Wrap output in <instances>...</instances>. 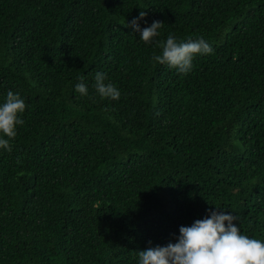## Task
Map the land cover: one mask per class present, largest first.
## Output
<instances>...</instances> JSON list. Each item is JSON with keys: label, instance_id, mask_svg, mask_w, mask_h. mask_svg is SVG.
<instances>
[{"label": "trees", "instance_id": "obj_1", "mask_svg": "<svg viewBox=\"0 0 264 264\" xmlns=\"http://www.w3.org/2000/svg\"><path fill=\"white\" fill-rule=\"evenodd\" d=\"M141 11L150 43L125 25ZM169 35L213 51L179 73L153 60ZM10 90L0 264H139L210 210L264 240V0H0V105Z\"/></svg>", "mask_w": 264, "mask_h": 264}, {"label": "clouds", "instance_id": "obj_2", "mask_svg": "<svg viewBox=\"0 0 264 264\" xmlns=\"http://www.w3.org/2000/svg\"><path fill=\"white\" fill-rule=\"evenodd\" d=\"M147 15L141 11L139 17L133 19L131 26L140 33V38L150 43L158 35L162 27L161 21H154L151 26L140 28L138 21ZM161 55H154L153 60L167 64L179 73L187 74L192 69L193 57L197 54H210L213 49L203 37L198 40L177 42L169 35L166 42H160ZM106 76L97 72L94 88L103 98L119 100L120 91L112 83L105 84ZM76 91L88 95L84 83L76 85ZM26 105L19 94L8 91L5 102L0 105V148L12 151L11 140L17 135V125H23L20 118ZM220 207L217 206V209ZM210 217L196 220L191 226H181L178 242L167 246L149 247L139 251V264H264V240L250 238L241 234L234 223L237 216L219 210L211 211Z\"/></svg>", "mask_w": 264, "mask_h": 264}]
</instances>
